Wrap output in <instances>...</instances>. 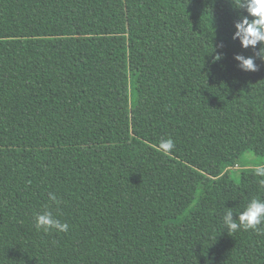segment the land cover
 <instances>
[{
	"label": "trees",
	"instance_id": "16d2710c",
	"mask_svg": "<svg viewBox=\"0 0 264 264\" xmlns=\"http://www.w3.org/2000/svg\"><path fill=\"white\" fill-rule=\"evenodd\" d=\"M237 18L229 0H0V264H264V234L222 225L264 199V62ZM45 210L68 231L37 230Z\"/></svg>",
	"mask_w": 264,
	"mask_h": 264
},
{
	"label": "clouds",
	"instance_id": "9594fccd",
	"mask_svg": "<svg viewBox=\"0 0 264 264\" xmlns=\"http://www.w3.org/2000/svg\"><path fill=\"white\" fill-rule=\"evenodd\" d=\"M229 3L238 14V18L233 22L234 31L231 39L238 41L241 49H257V45H259L255 55L264 62V0H229ZM217 46L223 48V41ZM223 58L224 54L217 52L213 59L215 62ZM232 59L242 72L258 71V66L252 56L235 53ZM161 146L164 150H171L174 147V142L167 139L161 142ZM253 172L259 178L258 182L261 188H264V163L257 165ZM49 199L55 201L56 196L49 193ZM262 224H264V199L260 198L250 199L238 217L231 210L226 211L222 216V225L227 234L240 230H251L257 234H264L259 227ZM34 227L45 232H66L69 228L67 223L54 216L50 210L36 215Z\"/></svg>",
	"mask_w": 264,
	"mask_h": 264
},
{
	"label": "rangeland",
	"instance_id": "374dc122",
	"mask_svg": "<svg viewBox=\"0 0 264 264\" xmlns=\"http://www.w3.org/2000/svg\"><path fill=\"white\" fill-rule=\"evenodd\" d=\"M245 159H250V160H254V156L252 155V153H246L245 156H244ZM264 163V161H261V160H258V161H255L254 163L255 164H260V163ZM234 177H237V172L235 171L233 173Z\"/></svg>",
	"mask_w": 264,
	"mask_h": 264
}]
</instances>
